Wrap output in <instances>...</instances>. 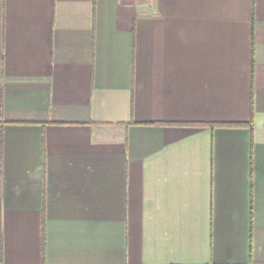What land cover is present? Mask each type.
I'll return each mask as SVG.
<instances>
[{
  "label": "crops",
  "instance_id": "0c3cea01",
  "mask_svg": "<svg viewBox=\"0 0 264 264\" xmlns=\"http://www.w3.org/2000/svg\"><path fill=\"white\" fill-rule=\"evenodd\" d=\"M0 264H264V0H0Z\"/></svg>",
  "mask_w": 264,
  "mask_h": 264
}]
</instances>
